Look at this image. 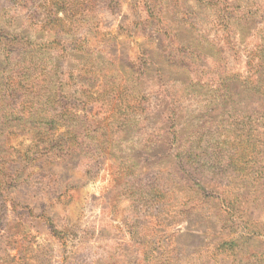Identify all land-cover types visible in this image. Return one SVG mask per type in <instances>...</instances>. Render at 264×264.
Here are the masks:
<instances>
[{"label":"rangeland","instance_id":"374dc122","mask_svg":"<svg viewBox=\"0 0 264 264\" xmlns=\"http://www.w3.org/2000/svg\"><path fill=\"white\" fill-rule=\"evenodd\" d=\"M0 120V264H264V0H0Z\"/></svg>","mask_w":264,"mask_h":264},{"label":"trees","instance_id":"16d2710c","mask_svg":"<svg viewBox=\"0 0 264 264\" xmlns=\"http://www.w3.org/2000/svg\"><path fill=\"white\" fill-rule=\"evenodd\" d=\"M50 106H52L51 108H53V107H56L57 105L56 104H51ZM44 108V107H43ZM50 116H51V113H50ZM27 119V118H26ZM24 121H26V122H28V120H24ZM0 122L1 123H5V121H3V120H0ZM151 151H153V149L151 150ZM252 154L251 153H248L245 149H242V150H239L238 151V153L237 154H234V156L231 158V161H230V164H233V166H234V168L233 169H235L236 170V172H237V170H239L240 172L243 170V168H244V166H242L243 165V163H244V160L245 159H248L250 156H251ZM228 165V168L227 169H229V168H231L232 166L231 165H229V164H227ZM233 177H235V178H239L240 177V175L239 174H236V173H234L233 174ZM226 185H227V189H231V187H233V188H235V183H233L232 181H227L226 182ZM241 187H242V185H239V186H237L236 188H238L237 190H240L241 189ZM234 193H235V196H231V197H229V198H227L228 199V201H227V199H224V201H227V205H228V208L230 209V212H231V214L234 212V210H236V204H237V201H238V199H239V197H241V193L240 192H235L234 191ZM239 195H238V194ZM227 213V212H226ZM224 214V213H223ZM227 214H229V213H227ZM231 214H229V215H231ZM239 219H240V221H241V223H242V225H243V227H244V229H246V227H251L252 226V224L249 222V219L247 220L245 217V215H243V214H239ZM232 220H231V218H227V219H225V222L226 223H230ZM250 223V224H249ZM249 233V235H246V234H241L238 238H237V240L238 241H241V240H244V242L246 243V241L247 240H249V239H252L254 236L253 235H255L254 233H251V232H248ZM246 239V240H245Z\"/></svg>","mask_w":264,"mask_h":264}]
</instances>
